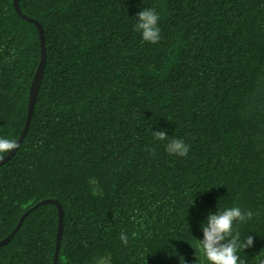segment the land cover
Instances as JSON below:
<instances>
[{
    "label": "trees",
    "instance_id": "16d2710c",
    "mask_svg": "<svg viewBox=\"0 0 264 264\" xmlns=\"http://www.w3.org/2000/svg\"><path fill=\"white\" fill-rule=\"evenodd\" d=\"M43 29L27 132L0 166V240L51 199L57 264H207L209 214L254 213L242 264L264 260V0H18ZM154 9L161 39L142 42ZM40 60L37 29L0 0V138L17 140ZM167 140L157 141L155 131ZM181 139L186 157L165 146ZM8 153L4 154V157ZM95 179L103 194H93ZM56 205L32 210L0 264H53ZM128 236L125 246L121 233ZM135 233V235H133Z\"/></svg>",
    "mask_w": 264,
    "mask_h": 264
},
{
    "label": "clouds",
    "instance_id": "9594fccd",
    "mask_svg": "<svg viewBox=\"0 0 264 264\" xmlns=\"http://www.w3.org/2000/svg\"><path fill=\"white\" fill-rule=\"evenodd\" d=\"M136 18L134 30L141 34L142 42L158 43L161 39L158 13L154 9H143L137 13ZM154 137L157 141H165L168 135L161 130L155 131ZM17 147L18 144L15 140L0 138V159L4 158L5 153H9ZM165 150L170 156L186 157L189 152V145L181 139H172L167 142ZM89 183L96 185L93 188L94 195L103 194L95 179H90ZM253 215L252 211L245 212L240 207H230L222 212L208 215L206 226L202 225L203 239L197 240L199 250L203 253L207 264H242L237 253L252 247L254 237L247 235L241 241L239 232L233 234V224L250 220ZM120 240L127 246L128 236L125 233H121ZM96 264H107V258L101 257ZM260 264H264V260H261Z\"/></svg>",
    "mask_w": 264,
    "mask_h": 264
},
{
    "label": "water",
    "instance_id": "95a60500",
    "mask_svg": "<svg viewBox=\"0 0 264 264\" xmlns=\"http://www.w3.org/2000/svg\"><path fill=\"white\" fill-rule=\"evenodd\" d=\"M13 8L15 10V12L21 16L24 20L31 22L35 25L36 29H37V33H38V37H39V45H40V60L38 63V66L34 72L32 81L30 83L29 86V92H28V102H27V112H26V119L23 125V128L16 140L17 144L19 145L20 142L22 141V139L24 138L28 126H29V122L32 116V112H33V107H34V103L36 100V96L38 93V89L40 86V82L42 79V74H43V67H44V62H45V51H44V37H43V29L42 26L35 20H33L30 17H27L25 15H23L20 12V9L18 7V0H13ZM17 149V148H16ZM15 149V150H16ZM15 150L9 152L3 159H0V166L2 164H4L15 152ZM45 203H53L56 205L57 208V215H58V224H57V232H56V244H55V251L53 254V264H57V253H58V249H59V242H60V238H61V234H62V221H63V211L61 209V206L59 205L58 202L53 201L51 199H47V200H43L38 202L37 204H35L34 206H32L31 208H29L28 210H26L19 218L17 224L15 225V227L13 228V230L10 232V234L8 236H6L5 238H3L2 240H0V246L6 244L12 237L13 235L17 232V230L19 229V227L21 226L24 218L34 209H36L38 206L45 204Z\"/></svg>",
    "mask_w": 264,
    "mask_h": 264
}]
</instances>
